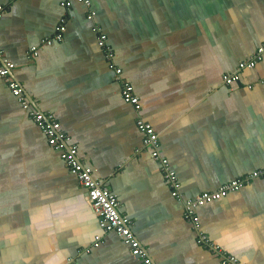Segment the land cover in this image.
I'll return each instance as SVG.
<instances>
[{
    "label": "crops",
    "instance_id": "0c3cea01",
    "mask_svg": "<svg viewBox=\"0 0 264 264\" xmlns=\"http://www.w3.org/2000/svg\"><path fill=\"white\" fill-rule=\"evenodd\" d=\"M0 0V47L38 109L52 112L121 202L154 264H222L198 245L137 126L160 134L185 197L264 167V0ZM90 9L95 19L87 17ZM67 15L63 41L26 52ZM140 96H122L93 26ZM202 228L248 264H264V178L197 208ZM101 236L99 246H94ZM0 264H144L105 233L87 191L0 77Z\"/></svg>",
    "mask_w": 264,
    "mask_h": 264
},
{
    "label": "built area",
    "instance_id": "2783aa9c",
    "mask_svg": "<svg viewBox=\"0 0 264 264\" xmlns=\"http://www.w3.org/2000/svg\"><path fill=\"white\" fill-rule=\"evenodd\" d=\"M73 1L75 0H65L62 5L64 8L69 9ZM77 1L85 3L90 8L91 3L89 0ZM4 10V4H0V19ZM95 14L96 12L90 9L87 14L88 19L94 20ZM67 20V15H64L56 25L52 35L42 38L38 43L28 48L26 55L29 62L35 60L44 47L63 41L67 31ZM93 30L98 35L108 66L114 71L115 80L121 86L124 100L132 104L140 112L142 109L140 96L137 95L133 84L125 77L123 68L117 64L115 52L108 42L107 34L99 25H94ZM263 58L264 44L249 58L242 60L234 71L225 72L222 76L223 84L229 86L239 81L243 70L254 68ZM17 68L18 65L7 58L5 51L0 47V77L6 80L8 88L18 99L23 109L39 125L49 142L60 154L61 159L65 161L70 172L78 178L79 183L86 189L89 202L100 217L101 228L105 233L115 232L121 236L130 246L131 253L141 258L144 264H154L148 249L143 246L133 231L134 221L121 212V202L117 195L106 185L104 179L95 177V169L79 155L78 145L70 142L71 136L61 128L55 115L50 111L38 109L33 105L31 97L27 95L22 83L14 77V72ZM137 126L143 134V144L141 148L136 149V153H140L141 150H148L152 157L159 162L160 171L172 195L184 205V218L191 224L193 231L196 233L198 245L218 256L222 264H248L236 255L226 251L223 246L216 243L204 231L197 208L207 202H212L240 190L255 178H264V167L247 175L236 177L222 184L217 190L205 191L195 197H185L181 189L180 178L171 166L169 158L162 151L159 132L142 116L138 117ZM100 241L101 236H97L94 246H99Z\"/></svg>",
    "mask_w": 264,
    "mask_h": 264
}]
</instances>
